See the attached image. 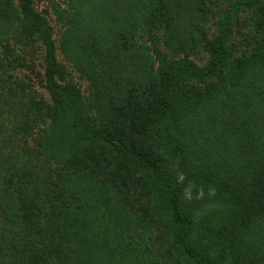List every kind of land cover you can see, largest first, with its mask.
Returning <instances> with one entry per match:
<instances>
[{
  "label": "trees",
  "instance_id": "1",
  "mask_svg": "<svg viewBox=\"0 0 264 264\" xmlns=\"http://www.w3.org/2000/svg\"><path fill=\"white\" fill-rule=\"evenodd\" d=\"M103 1L109 9L94 2L88 23L69 13L58 43L91 85L85 100L66 81L35 0H0V132L9 133L0 139V264H146L120 240L138 190L152 216L165 220L167 251L187 264H264V0L224 12L217 34L201 39L203 67L185 51L168 58L155 49L154 60L136 43L143 12L156 10L176 47L186 45L183 0ZM248 8L261 37L253 47V37L244 38V53L235 55L231 24ZM37 43L49 102L15 77L27 68L22 52ZM174 156L207 182L201 198H183ZM205 204L218 208L205 227L215 249L193 238Z\"/></svg>",
  "mask_w": 264,
  "mask_h": 264
},
{
  "label": "rangeland",
  "instance_id": "2",
  "mask_svg": "<svg viewBox=\"0 0 264 264\" xmlns=\"http://www.w3.org/2000/svg\"><path fill=\"white\" fill-rule=\"evenodd\" d=\"M239 1L241 0H183L184 7L187 10L183 11L184 18L182 17L181 22L184 25H180L179 27L183 29V35L186 33V45H183L182 42L180 48L179 45L176 47L175 38L170 33L171 29H169L170 27L166 21L167 16L164 14L165 16L161 15L160 17L159 12L156 10L145 11L139 20L140 26L137 31L138 38L136 39V43L141 44L151 54L154 60H156L153 54L155 49L168 58L182 57L184 55L182 53L185 51L186 57L195 66L203 67L208 62V55L202 48L201 41L211 39L217 34V23L223 18L224 12L231 5L238 4ZM106 2L103 0H35L36 11L46 19L51 28L52 38L57 47L56 59L65 67V79L80 91L81 96L85 100L91 94V85L77 72L75 66L67 61L58 49V43L66 27L69 13L73 11L78 12L82 16L81 19L83 22L88 23L87 21H91L92 16L97 14L95 13L97 7L95 8L94 4L100 5V8L104 6L108 10L110 6ZM91 4L93 5L91 6ZM256 16L250 8L239 10L235 13L231 24L232 37L229 41L230 44L237 45V50L240 49L238 52H234L235 55L244 53V38L249 42L251 37H253L251 40V47H253L256 38L261 37V33L258 34L255 26ZM101 19V17L98 18L97 23L101 24ZM17 54L21 56V53ZM43 54V48L39 43L22 52V56L26 60L24 63L27 68L17 69L15 71V77L22 79L28 87H32L36 91L37 97H41L46 102H49V96L41 84V79L37 75L38 72H43ZM164 129L165 127H162L160 130L165 133L166 131ZM40 133L38 130H35V138H38ZM4 136L6 139L9 137V133L5 128L3 129L2 135L0 132V139ZM173 136L176 137V134ZM1 142L3 141L0 140ZM34 142L32 144V140L30 141L32 146H36ZM162 142L164 143V147H166L168 138L166 139L163 136ZM8 146H12V144L8 142L2 145V148ZM163 149L162 152L165 155V149ZM175 149L176 147H172V150ZM173 155H178V151L174 152ZM166 157H168L167 154ZM23 158L25 159V157ZM182 160L179 156H174L171 159V166L176 178L185 183L182 193L183 198L187 201L199 199L202 197L203 188L207 182H199L194 178V173L190 170L191 165L189 163L186 164V162L183 163L184 161ZM51 174L53 176V173ZM135 188L138 187L136 185L132 186L131 193H133L132 191ZM211 188L212 186H208V190ZM130 199V210L134 209V216H132L128 233L122 235L120 239L123 240L122 243L128 246L130 250L131 248L134 249V253L141 255L146 264H187L184 258L178 254V251L173 249L167 251L169 240L164 236L168 232L164 222L165 220L164 218L152 216L149 202L144 192L141 193L138 190V195L130 197ZM126 208L129 209L127 206ZM94 209L96 208L94 207ZM217 209V207L213 208L205 204L203 208H199L196 211L194 218L196 226L193 238L197 241L199 240L202 245L205 244L212 249H215L214 242H211L210 236L206 235L205 227L208 224H212L211 219L213 217L209 216L214 215L213 211H217ZM212 226H214V218ZM218 243H221V239L218 240ZM224 264H231L230 259L224 262Z\"/></svg>",
  "mask_w": 264,
  "mask_h": 264
}]
</instances>
